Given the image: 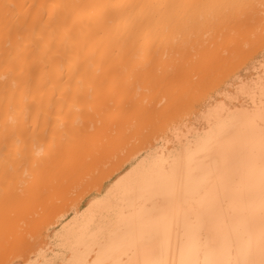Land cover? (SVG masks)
<instances>
[{
  "label": "bare ground",
  "instance_id": "6f19581e",
  "mask_svg": "<svg viewBox=\"0 0 264 264\" xmlns=\"http://www.w3.org/2000/svg\"><path fill=\"white\" fill-rule=\"evenodd\" d=\"M212 2L214 1L212 0ZM230 2L232 3V0ZM247 2H239L240 4L243 3L240 7L242 8ZM228 3H222L220 7L232 5ZM201 4L204 5L203 0H0V249L6 248L4 251L0 250V256L6 253L9 258L12 257L15 253H10V250L13 249L9 248V245L12 244L11 241H14L13 238L32 230L31 237L27 233L24 235L28 240L24 239V242L22 239L23 242L19 247H22L23 253L21 257H15L19 259L14 264H264V49L261 50L255 62L244 68L243 73L232 76L223 88L216 90L213 94L211 93L197 108L195 107L196 109L192 110L191 115L188 113L189 118L187 120L176 121L177 123L173 124L169 131H166L167 134L158 136L153 142L149 141L151 143L134 149L131 148V145L138 142H133L129 148L127 147L129 145L128 140L132 138V136L129 137L130 134L127 142L124 141L127 144L121 142L124 139L119 140L122 136L125 137L124 133L128 131L125 126L129 125L127 121L130 119L129 115L124 117L126 113L129 114L126 110L132 108L136 110L139 108L137 106L145 107L146 104H150L149 100L152 101L153 97L158 95L156 94L158 91L161 93L157 86L158 91L155 89L156 93L152 94L153 97L149 98L148 103L144 100V104L138 105L141 99L145 98L143 93L145 85L142 83L143 89L140 88V91H137L138 95L143 93L141 99L138 97V100L136 99L138 95L135 97L136 93L128 89L134 88L136 91L137 87H140L136 85L137 83L138 85L141 84L142 81L140 82V80L143 78L144 70L145 72L148 70L147 74L144 75V77L146 76L144 82H146V79L150 81L151 78H154V76H149L152 75L150 74L151 70L154 68L156 70L158 68L163 69L164 65L155 67L162 60L158 62L155 59L157 57H154L155 54L151 53L162 50L157 53L159 58H164L168 54L167 57L170 55L168 57L170 59L173 51L176 50L172 51L175 47L172 48L173 46L169 45L172 42L169 41V38L175 32L177 33L178 29L176 31L175 28L185 26L181 24H185V21L189 17L191 18L189 15L194 13L192 18L196 20V24L197 21L198 23L204 21L202 24L199 23L200 26L199 24L193 25L192 21L187 20L195 28L197 26V30L200 27L206 29L208 24L204 26L203 23L209 20L207 17L213 16L212 12L216 9L211 12V9L205 8L208 13L210 12V15L204 17L206 15L202 16L201 14L199 15L202 16L201 19L197 16L200 11L203 12L202 10L197 11ZM210 4L208 3L206 7L211 8L212 5L210 6ZM202 6L200 7L202 8ZM217 6L219 7V5ZM234 6L232 5L230 8L232 9ZM194 7L195 12L197 11L196 14L193 12ZM249 8L253 7L248 6ZM245 9L242 8L243 11H246ZM262 9L259 11L260 13ZM221 10H216L217 13L214 12L218 17L214 14L212 20L215 23L217 18L224 19L222 22L218 20L223 27V21H226L227 17H222L228 15L229 9L220 12ZM242 10L243 16L239 12L238 20L234 18L236 20L234 21L230 17L234 23H240L242 20L243 23L244 16L249 17L246 15L248 11L246 13ZM230 11L229 13H231ZM235 11L232 10V13ZM250 11L253 9L249 10V13ZM224 12L227 13L224 14ZM254 13L260 22L261 17H257V10ZM250 15L252 14L250 13ZM196 16L201 20L197 19ZM250 17H252V20L249 18L250 21H255L253 23L254 26L256 25L254 27L256 29L259 25L256 24L258 21L254 20V16ZM203 18L207 20L205 21ZM214 18L216 19L214 20ZM231 19L227 25H230L229 27H232L234 32L238 30L234 34L239 35L236 36L239 42L232 40L233 43L228 44V40L231 39L227 38L229 36L228 31H230L228 27L226 29L228 34L226 30L219 32L220 34L223 33V37L228 36L223 38L221 35L219 37L224 39L227 46L237 45V43L234 45V42H238L242 46L241 40L248 36L247 34L250 33L251 29L253 31V24L250 22V26H252L250 27L247 19L244 25L237 23L233 27L234 23L231 22ZM208 22L209 26L213 25V22H211L212 24L210 21ZM158 23L161 24L158 26ZM168 23L169 25H167ZM177 23H180V25L178 24L179 27ZM261 24L264 25L262 21ZM240 25H242L241 28L244 26L243 29L240 28ZM246 25L248 28L250 27V30ZM164 26L169 28L173 34L172 32L169 33V30L165 29ZM186 26L185 30H179L181 32L179 35L182 37L180 40L182 44H185L182 48L190 43H184L183 40L190 24ZM193 26L191 28L195 31L189 28L188 33H196ZM215 26V33L212 32L211 35L216 37V31L225 28L216 29L217 26ZM244 29H248L249 32L247 31V33L246 30L244 32ZM161 30L163 33L160 36ZM261 30L260 32H262ZM240 31L247 33L245 34L247 36L244 37L243 35L244 38H241ZM183 33L185 34L183 35ZM257 33L252 34L255 36L254 40L257 38L256 42L253 38L249 39L250 36H248L247 43L249 45L245 43L246 39L244 45L246 44L248 47L252 43L257 45L259 43L258 37L260 41L264 39V31L263 34ZM201 34L198 35L200 38L203 37ZM206 35L204 37L207 39L209 36ZM257 35L258 37H256ZM189 36L191 37L190 34ZM230 36L234 39L235 35L231 34ZM160 39L165 40L164 43ZM210 39L208 38L207 41ZM222 39L221 43L217 44L214 43L216 42L214 39L211 41L213 45L210 43V46L213 49L209 46L210 41H205L208 44H204L207 49L201 43L202 47L197 48L198 50L193 48L197 47L195 42L198 39L193 40L195 46L192 44V48L189 46L190 44L189 47L186 46L183 53L181 51L183 56L180 55L179 60L176 58L178 55L174 57L178 62L181 63L182 61L180 68L183 69L181 70L182 73L178 70L176 75H179L180 72L183 76L185 74L188 77V73L185 72L189 71L191 66H195L193 68L197 71L194 73V70L191 69L193 70L191 71L192 75H196L198 70L200 75H197L199 77L203 75L201 72L205 73V66L208 65L206 61L210 58L208 53L210 52V55H213V52L216 54L215 51L224 46ZM190 41L193 43L192 40ZM178 42L180 45V41ZM158 45L160 46L158 47ZM178 45L175 44L176 47H179ZM215 45H218L219 49L218 47L215 48ZM256 45L254 46L256 47ZM254 46L244 49L247 51ZM164 47L166 52L167 49L169 52L172 51L171 54L169 52L165 54ZM242 47L239 50L240 53L242 54L241 51L243 50L244 55L245 53L248 54L249 51L248 53L245 52ZM190 48L194 49L195 53ZM204 48L206 50H203ZM186 49L194 53V58L198 56L200 59L193 58L194 62L192 63L191 58L193 56L191 57V55L193 53H189ZM201 49L202 54L200 53ZM180 50H177L176 54ZM251 50L250 52H253ZM185 51L189 54L187 57L191 62L187 58L185 59L184 55H187ZM236 51L238 52V49ZM161 53L164 56L161 57ZM232 53L233 55H227L229 57L232 55V58L237 55L235 51ZM150 54L154 57L151 58L152 61L149 57ZM225 54L224 51L223 54L219 52L221 56ZM145 55H148L147 58L149 59H145ZM202 56V60L207 58L206 61H201ZM214 56L217 57L213 55L211 58L213 59ZM167 57L163 59V63L166 62ZM182 57L184 58L182 59ZM231 57L228 59L227 56H223L221 61L224 63L223 58H227L228 63L231 64L234 59ZM183 60H187L189 63L187 64V61ZM168 61L171 62V60ZM177 61L175 64H178ZM196 61L199 62L198 65L203 63H201V67L204 66V68L202 67L203 70L196 69L199 67ZM170 62L165 63V66H170ZM184 62H186L185 66H183ZM222 62L221 65L218 63L219 66L215 64L216 68L219 67L220 69V66H223ZM234 62L236 63V61ZM226 63L227 60L225 65ZM228 63L227 67L230 66ZM237 65L238 63H236V67ZM175 67L177 68V66ZM236 67L235 69H237ZM208 68H212V66ZM225 68L226 66L220 70L224 69L222 71L224 73L226 69L227 71L229 68L232 69V67ZM137 69L140 71L136 75L135 70ZM213 71L215 72L209 69V72H206V77L205 74L201 77V79L204 77L208 79L211 77L209 73L211 72L212 75L214 73L213 81L210 78L211 81L208 79L209 83L201 85L202 80L198 79L197 75L194 77V81L191 79L192 83L200 80L198 82L200 89L198 86L194 89V92L197 93L193 92V84L190 86L188 78L187 81L185 77V82L182 76L183 79H180L183 82L180 84L178 81L176 84L170 80V83H173L171 85L167 80L168 87L165 88L168 89L166 90L167 94L163 91L159 94V98L161 96L163 98L165 94V96L171 95L172 89L176 87V94H178L177 89L179 88L181 89L179 94L186 92V97L188 94L197 101V98L200 99L199 96L205 94L207 90L215 87L218 82L227 77L226 72L223 75L221 72L219 73V70L214 69ZM232 71L234 70L232 69ZM232 71L229 69L227 74ZM121 72H124L125 75H120ZM169 72L167 73L165 69V73L170 74V76L167 77L165 73L163 76L165 75L166 79H174L171 76L172 73ZM160 73L162 75V71ZM162 78L161 76L160 83H163L160 84L161 89L162 86H167L164 83L166 80L162 82ZM122 79L123 81H121ZM207 79L202 82H208ZM184 82L185 84H182ZM135 83L136 88L133 87ZM147 83L149 82L147 81ZM158 83L156 82V84ZM151 86H153L152 89L156 87ZM201 86L208 89L205 91ZM187 87L189 91L186 90ZM124 88H127L128 91ZM198 89L202 91L201 94ZM146 90H148L147 87ZM190 92L195 96L190 95ZM181 94L179 97L182 96ZM148 95L145 94L146 97ZM165 96L164 98H166ZM176 96L173 97L171 102L174 103L172 104L171 102L166 104V99H160L161 101L164 100L162 104L158 102L165 112V114H160L161 119L166 115L167 110L169 112L170 106H176L175 102L180 101L178 100L179 97L175 100ZM133 97L136 99H134L135 101L131 100ZM168 97L170 98V96ZM125 101H130V104L125 103L128 107L130 106V109L124 107L123 102ZM137 101L139 102L137 103ZM191 101L190 98L189 102ZM131 103L134 104L133 107ZM186 104L185 106L188 107V104L192 103ZM120 105L122 108L119 107ZM150 105H153V102ZM155 106L154 104L153 109L156 108ZM185 106H181L184 111ZM111 107L126 110L124 113L121 111L119 115L120 109L118 108V111L116 108L109 109ZM179 107L177 110L180 109L182 112L183 110ZM190 107L192 109V105ZM147 108L149 107L147 106ZM108 109L109 112L110 110L114 112L109 117L107 116ZM134 111L130 110L132 113H135ZM138 111L142 110L138 109ZM180 111L175 113L173 111L171 118L167 115L166 117L171 120L179 116ZM160 112L162 113V111ZM144 113L142 112V114ZM146 113H148L147 110ZM154 114L157 116V113L154 112ZM117 115L123 123L127 122L128 124L123 126V123L120 122L121 119L115 117ZM137 116L139 117V115ZM152 116L150 115V117ZM166 117L163 118L165 120L162 123L168 121ZM131 119L134 120V118ZM138 119L136 121H141L138 122V125L142 129L144 126L142 124L146 122V119L145 121ZM155 119H157L155 120L157 123L159 118L155 117ZM136 121L134 124L130 123V125H134L131 126V130L132 128L140 129ZM119 122L122 126L119 125ZM158 123L162 125L161 121ZM161 125L160 127L165 129L166 124ZM146 126L149 127V124L146 123ZM121 127H124L125 132L122 131L123 128L121 130ZM129 127L127 126V128ZM148 127L145 129L146 131ZM145 130L142 129L134 136H141ZM148 136H146L147 140L150 139ZM142 137L140 138L142 139ZM135 139L137 141V138ZM146 139L143 137L142 141H147ZM115 143L120 148L115 147ZM121 143L125 144L126 147L124 148L131 149L126 151L124 156L123 153L122 156L117 154L119 149L124 150H122L124 144L122 146ZM107 152L112 153L110 154L111 157H108L111 158L109 162L112 161V158L114 159L113 153L118 157L120 156V159L115 156L117 159L112 161L113 164L112 162L111 165L109 164L110 169L108 170L107 167L106 172L103 173L101 171L104 169L103 167L100 169V166H104L105 161H108ZM99 158L102 160L105 158V161H102L104 162L103 165L98 163L97 159L100 160ZM95 161L98 165L96 168L93 167ZM84 163L86 166L92 163L93 168L90 167V169H99V175L102 173L103 175L93 180L96 182L87 183L91 178L89 176L92 169H88ZM81 166L83 170L81 176L84 177L85 171L86 174L89 172V175L84 177V179L88 177L86 181L81 176L77 177L82 173ZM79 171H81L80 174ZM93 171V174L97 172ZM96 174L98 175V172ZM92 178L89 181H92ZM80 180L86 182V186ZM79 181L82 184V188L80 187L82 190L78 188L80 191L78 198H72L74 199L72 202L68 200L69 204L65 203L66 207L64 203L63 205L60 203V207H57V202L60 201H55L60 195H57L60 193L57 192L59 189H54L60 188L57 186V182L66 186L65 190L64 186L61 185L65 190L63 195H67L66 193L71 191L75 184L77 187L80 185ZM71 187L72 189H70ZM74 189L76 188L74 187ZM51 190L53 192L56 190L54 192L55 198L52 197L53 192ZM71 193L69 192V194ZM49 194H52L51 197ZM76 194L72 196L76 197ZM63 199L67 202V198L65 200L63 197ZM53 200L57 203H55L56 205L53 204ZM46 201L49 204H46ZM51 204L56 208L53 207L54 209H52L53 205L51 206ZM49 207L53 213H55V209L57 212L54 215L51 212L49 214ZM27 213L33 216L30 220H26ZM20 220H23L24 224L25 221L29 222L26 225L30 229L24 225L27 228L25 230ZM16 225L23 227L25 232L23 230L21 233L17 231L21 230V227L18 228ZM13 226L18 229H14ZM16 231L19 233H15ZM26 235H29L28 238ZM21 237L23 236L21 235ZM32 237L33 239H31ZM18 238L20 239V235ZM14 247L15 251L17 248ZM3 259V257L2 260L0 259L1 262L4 261Z\"/></svg>",
  "mask_w": 264,
  "mask_h": 264
},
{
  "label": "rangeland",
  "instance_id": "374dc122",
  "mask_svg": "<svg viewBox=\"0 0 264 264\" xmlns=\"http://www.w3.org/2000/svg\"><path fill=\"white\" fill-rule=\"evenodd\" d=\"M205 1H206V2H205ZM209 1L212 2V0H208V1H207V0H203V4H204V3H207V2L210 4ZM213 1H214V2H212V3L210 4V6L212 5L211 8H207V7H206V6L208 5V3H207V4H204L203 6H202V4H201L200 6H202V8H203L204 10L199 6V8L197 9V11H198V10H199V11L202 10V11L204 12V14H203V12L201 13V11H200V12L198 11L199 14H197V16H199V15H201V14H202V16L206 15V16H204V17L209 16V15H210V14H209L210 12L208 13V11H207L206 9H211V12H212V10H215V9H216L217 11H219V10H221V9H222L223 11H226V9H229V10H231V11H230L231 13H229V10H228V15L226 14L227 16H223V13H221V15H222L223 17L220 15L222 18H224V17L226 18V17H227V19H225L226 21H223L224 23L226 22L225 24L227 25V24H228V21H229V23H230V19H231V18H232L233 20H234V18H235L236 20H238V18H239V12H240V14L243 16V14L241 13V10H242V8H243V10L246 8V9H245L246 11H243V10H242V12H246V13H247V11H248L247 14H246V13H244V14L249 15V17L247 16V18H246V16H244V18H245V19H244V22L242 23L243 20L240 22V23H242V25H244L245 22H246L247 19H248L247 23L249 22V26H250V22H252V21L249 20V18H250V19L252 18V17H250V16H254V20H257V18L255 17V13H256V12L254 13L255 10H257V12H258V13L256 14L257 17L260 16V17H261V21H262L263 24H264V21H263V20H264V14H263V13H264V9H262V8H264V3H263L264 0H261L262 2H261L260 0H256V1H255V0H254V1H253V0H247L248 2L250 1V3L252 2L251 4H250V3L248 4V2L245 1V0H242V1H240V0H239V1H238V0H232V3L230 2L231 0H228V1L224 0V1H226V2H224L223 0H222L223 2H222L221 0H220V1H219V0H213ZM217 1H219V2H217ZM233 1L235 2V4H234ZM243 1H244V3L247 2L248 5H247V4H244V5L242 6V8H241L240 6H241L243 3H242V4H240V3L243 2ZM215 2H216V3H215ZM220 2H222V3H226V4L229 2V3L232 4L233 6L237 4V6L240 7V8L238 9L237 6H234V7H237V8L235 9V8L233 7V8L231 9L230 6L232 7V5H226V4H224V5H226V6L223 5L224 7L221 8L220 6H222V5H221L222 3L220 4ZM239 2H240V3H239ZM254 2H255V3H254ZM257 2H258V3H257ZM259 2H260V3H259ZM217 3H218V4H217ZM229 3H228V4H229ZM261 3H262V4H261ZM215 4H216V5H215ZM258 4H259V5H258ZM217 5H219V7H218ZM261 5H262V6H261ZM210 6H208V7H210ZM213 6H214V7H213ZM248 6H249V7H253V8H251V9L249 8V9H248ZM216 7H217L219 10H218ZM227 7H228V8H227ZM205 8H206V9H205ZM213 8H214V9H213ZM220 8H221V9H220ZM225 8H226V9H225ZM255 8H256V9H255ZM259 8H260V9H259ZM193 9H194L193 12H195V7H194ZM193 9H192V10H193ZM224 9H225V10H224ZM252 9H253V11H250V13H251L252 15H250L249 10H252ZM261 9H262V12L260 13L259 11H261ZM205 10H206L207 13L205 12ZM216 10H215V11H216ZM222 10H221L220 12H222ZM232 10H236L235 13H232ZM238 10H240V11H238ZM197 11H196V12H197ZM215 11L212 12V13H213V16H214V14H215V13H214ZM217 11H216V13H217ZM190 12H191V10H190ZM196 12H195V14H196ZM188 13H189V12H188ZM225 13H227V12H224V14H225ZM236 13H237V14H236ZM191 14H192V13H191ZM193 14H194V13H193ZM193 14H192V15H193ZM235 14H236V15H235ZM258 14H259V15H258ZM261 14H263V16H261ZM188 15H189V14H188ZM192 15H189V16H191V18L189 17L191 20H190L189 18H188L187 20H188L189 22L192 21L191 23H193V25H194V24L197 25V24H199V23L202 24V22H204L203 20H202V22L199 21V23H198V21H197V24H196V23H195L196 20H193V18H192L193 16H192ZM215 15H216V14H215ZM230 15H231V16H230ZM232 15H233V16H232ZM237 15H238V16H237ZM241 15H240V18H242ZM197 16H196V17H197ZM202 16H201V17L199 16V17L202 19ZM213 16H212V17H213ZM216 16L218 17V15H216ZM216 16H215V17H216ZM196 17H195V18H196ZM199 17H197V19H199ZM212 17H210V16L207 17V18L209 19L208 21H210V24H212L211 22H213V20H212L213 18H212ZM228 17H229V18H228ZM230 17H231V18H230ZM236 17H237V18H236ZM262 18H263V19H262ZM201 19H199V20H201ZM203 19H204V18H203ZM215 19H216V18H214V20H215ZM232 19H231V22L234 23V21H236V20L232 21ZM258 19H259V18H258ZM187 20L185 21V24H181V25H182V26H184V25H185V26H186V25L189 26V24H190V26H191L192 24L189 23ZM204 20H205V19H204ZM206 20H207V19H206ZM206 20H205V21H206ZM218 20H219L220 22H222V20H224V19H220V18L218 19V18H217L216 21L219 22ZM245 20H246V21H245ZM251 20H252V19H251ZM259 20H260V19H259ZM259 20H257L258 22L256 23V24H259V25H257V27L260 26V25H262V24H261V21L259 22ZM208 21H206V23H203L204 26H205L206 24H208V25H206V29L208 28L207 30L204 29L205 27H203V28L200 27L201 25L199 24L200 26H199V25H198V26L200 27V29H198V30H199V32H198V30L196 29V28H198V27L196 26V28H195V26L192 25V26L196 29V33L193 32L195 35L197 34L196 36H195L194 34H192V33H188V32H187V31L193 30V29L191 28L192 26H191V27L189 26V28H191V29L189 30V28H188V30L186 31L185 39L187 38V36H189V34L191 35V37L189 36L190 38L188 37L187 40L183 39V40H184V43H188V42H190V43H189L190 45H189V44H186V46L189 45V46L192 48V46H195V45H194V42H195V41H193V40H197V39H198V40L195 42V44H197V47H193L195 50H198L199 48L202 47V45H203V47H205L206 45H208L205 41H207L208 38L210 39V36H211V39L207 41V42L210 41V42H209V46H210V43L213 45V43L211 42L213 39L216 41V42H214L215 44H217V43H221L220 41H221L222 38H220L219 36H221L223 33L220 34L219 32H221V31H222V32L225 31V30L227 29V27H228V30H229V28H230L229 26H230V25H227V26H226V25L223 23V24H222L223 27H222L220 22H219V23H217V22L214 23V22H213V25H210L213 29H212V28L210 29V28H209L210 26H209V22H208ZM239 21H240V20H239ZM183 22H184V21H183ZM183 22H182V23H183ZM253 22H255V21H253ZM253 22H252V24H253V28H254L256 25L254 26V23H253ZM186 23H187V24H186ZM237 23H239V22H237ZM237 23H234V24H233V27L235 26V24L237 25ZM240 23H239V24H240ZM151 24H152V23H151ZM153 24H154V23H153ZM160 24H161V23H160ZM160 24L158 23L157 25L159 26ZM175 24H176V23H175ZM175 24H174V25H175ZM178 24L180 25V23H177V26H178ZM214 24H215L217 27H216ZM219 24H220V25H219ZM239 24H238V25H239ZM252 24H251V25H252ZM155 25H156V24H155ZM167 25H169V23H168ZM218 25H219L220 27H219ZM242 25H240V28H241ZM158 26H157V27H158ZM170 26H172V25H170ZM185 26H184L183 28H181V26H180V28H175V29H176V31H177V29H178V31H179V30L183 31V29H184V30L186 29ZM187 26H186V27H187ZM214 26L216 27V29H217V28H225V29H224V30H223V29H222V30H221V29H218V31L215 30V31L217 32V33H216L217 36L215 37V36L213 35L214 38L212 39L213 36H212L211 34L215 33V32H214V29H215ZM231 26H232V23H231ZM263 26H264V25H262L261 27H263ZM165 27H166V26H164V28H165ZM168 27H169V26H168ZM178 27H179V26H178ZM243 27H244V26H243ZM243 27H242L241 29H243ZM246 27H247V25H246ZM250 27H252V26H250ZM250 27H249V28H250ZM257 27H256V29L254 28L253 31H252V29H251V31H250L249 34H247V33L249 32V30H250L248 27H247V28H248L249 30H248V29H244V32H245V30H246V32L248 31L247 33H244L243 31H240V32H241V35H242V36L240 35V37H241V38H244L245 36L248 35V36H250L249 39H250V38H253V40H254V37H255V36H253V35H255V34L257 33L256 31L260 32V30L263 29V30H261L262 32L257 33V34H261V33L263 34V31H264V28H261V27H260V28H257ZM160 28H161V26H160ZM162 28H163V27H162ZM238 28H239V27H238ZM165 29L169 30V28H167V27H166ZM173 29H174V28H173ZM201 29H202V30H201ZM231 29H232V30H231ZM235 29H236V27H235ZM258 29H260V30H258ZM167 30H166V32H167ZM200 30H201V31H200ZM210 30H211V32H210ZM228 30H226V33H227ZM178 31H177V33L174 31L175 34L178 35V37H176L177 35L174 34L173 36H171V37L169 38L170 40L167 39V40H169V41H172L171 43L174 44V45H172V44L170 43L169 45H171V47L173 46L172 48H174V47L176 48V49H175V48L172 49V51H173V50H176V51H177V50H180V49L182 48V46L185 45V44H182V41H181V40H182V39H181L182 37L179 35V34H181V32H180V31L178 32ZM193 31H195V30H193ZM204 31H205V32H204ZM207 31L209 32V34H208ZM231 31H232V32H231ZM237 31H238V30H237ZM237 31L235 30V32H234L232 27L230 28V31H228L229 36H230L231 34L235 35V36H234V39H233V37H231V36L229 37L228 35H225L226 37L228 36L227 38H231V39H229V40L227 39V40L229 41V43H228L229 45H230V43H233L232 40H236V41L238 40V42H239V39L236 38V36H237L238 34H237V35L234 34V33H236ZM254 31H255L256 33H255ZM170 32H172V31L169 30V33H170ZM197 32H198L199 34H198ZM206 32H207V33H206ZM212 32H213V33H212ZM161 33H163L162 30H161V32L159 33L160 36H161ZM164 33H165V32H164ZM201 33H202V34H201ZM224 33H225V32H224ZM228 33H227V34H228ZM243 33H244V34H243ZM253 33H255V34H253ZM172 34H173V32H172ZM172 34H171V35H172ZM184 34H185V33H183V35H184ZM200 34H201V37L203 36V37H202L203 40H202V38L199 37ZM206 34H207L209 37H208ZM239 34H240V33H239ZM245 34H247V35H245ZM252 34H253V35H252ZM163 35H164V34H163ZM198 35H199V36H198ZM205 35L208 37L207 39H206V37H204ZM243 35H244V37H243ZM174 36H175V39H174ZM179 36H180V37H179ZM192 36H194V37H192ZM225 36H224V37H225ZM238 36H239V35H238ZM238 36H237V37H238ZM248 36H247V37H248ZM259 36H261V35H259ZM262 36H263V35H262ZM167 37H168V36H167ZM172 37H173V38H172ZM183 37H184V36H183ZM195 37H196V38H195ZM198 37H199V38H198ZM221 37H223V35H222ZM224 37H223V38H224ZM247 37L244 38L243 40L240 39L241 42L243 43V45H244V40H245V39H246V40H245V41H246L245 43H247V40H248ZM256 37H258V35H257ZM162 38H163V36H162ZM162 38H161V39H162ZM177 38H179V40H177ZM191 38H192V39H191ZM204 38H205V40H204ZM262 38H263V37H262ZM262 38H261V39H262ZM133 39H134V38H133ZM157 39H158V38H157ZM161 39H160L161 42L165 41V40H161ZM164 39H166V38H164ZM180 39H181V40H180ZM225 39H226V38H225ZM256 39H257V38H255V40H256ZM167 40H166V41H167ZM173 40H174V41H173ZM188 40H189V41H188ZM190 40H192L193 43H191ZM214 40H213V41H214ZM222 40L224 41V39H222ZM230 40H231V41H230ZM255 40H254V41H255ZM258 40H259V43L262 42L261 44L258 43V44H257L258 46H257L256 44H253V43L250 44V46H254V45H256V47L254 46V48L251 47L252 50L250 49V50L253 51L254 53H253V52H250V50H247V51L245 50V49L250 48V46L248 47V46H246V44L244 45L245 47H244L243 45H242V46H243V47H242L238 42H234V45H235V43H237V45H239V46H237V45L233 46V44H231V45H232V46H231L232 49L229 50V48H231V47H230L229 45H228V46H229V47H228L227 44L225 43V41L222 43V45L224 44V46H223L222 48L220 47V50L222 51V49L224 48V49H223L224 54L226 53L225 55L227 56L228 59L233 55L232 52L235 51V52H236L235 54H237V55L233 56V58H234V59H237V60H234V59L231 57V59H233V61H232L231 64H230V62L228 63V59H227V58H223L225 61L227 60V63L230 65V66H229V65H228V66H229V67H232V69H233L234 71H232L231 68L227 67V63H226V65H225V61H224V63L221 61L223 56L226 57L225 55H222V56L219 55V52H220V54H223V51H222V52H221L220 50L215 51V49H214L215 53L217 52L218 54H217V53L214 54V52H213V55H216V56H217L216 58H215V56H214L213 59L211 58V57H213V55L211 54V55H212V56H211V55H210V52H209V53H208V54H209L208 56H209L210 58L208 57V58H209L208 61L205 60V59H207L206 57H205L204 60H202V59H203V56H204V55H203L202 58H201V61H206V64H208L207 66H205V70H206L208 67H210V66H212L213 69H212V68H208L206 71L204 70L205 73H203V71H202V72L200 71L201 74H203V75L205 74L204 76L206 77V74H207L206 72H209V69L212 70V72H215V71H213V70L216 69V70H219V73L221 72L223 75H225V72H226L227 77H224V79H222V78H223V75H222V78H221L222 80L220 81L221 83H220V82H218L217 84L215 83L216 86H215V87H211L210 90H207V91H206V89H208V88H204V87H206L205 85H204V87L201 86L202 88L205 89L206 92L203 91L204 89L201 88L202 91L205 92V94L199 96L200 99L197 98V99H196L197 101H195V99H192V97L189 96L188 94H187V97H186V92H185V93H184V92H183V93L181 92L182 94L180 93V94L182 95L181 97H183V99H180L181 97H179V96H180L179 92L181 91V89H179L178 87H177V88H178V89H177V90H178L177 93L179 94V96H178V94L175 93L176 87H175L174 89H172L171 86H170V88L172 89V94H171V95H167V96H165V95L167 94V91H166V90H168V89H165L166 87H168V84L166 83L167 80H168L169 83H170V80H171V81L173 80L174 82H176V84H177V81L179 82L178 84H180L181 82H183V80H181V79L184 78V80H185V77H186V80H187V78H188V80H189V81L187 80L188 83L190 82V83H189L190 86H192V84H193L192 87H194V88H193V92H194V89L197 88V86H198L199 89H200V84L202 85V84H204V83H209V82L211 81L212 76L214 75V73H213V75H212V73L210 72L209 75L211 74V77H210V76H209V77H210L211 79L208 78V79L210 80V81H208V79L206 78L208 82H205V81H206L205 77H204L203 79H201V77H202L203 75H201L200 77L198 76V75H200V74H198V73H199V70H198V73H196V75L198 74V75H197V76H198V79H201L202 81L205 80L204 82L201 81L202 83L200 82V84L198 83L200 80H199V81L196 80L197 82H195V83H194V82H193V83L191 82V79H192V81H194L193 79H194V77L196 76V75H192V72H191V71H193V70H194V73L197 72V71H195V69H194L195 66H191L192 68H191V67H190V68L187 67V68L190 69V70L188 69L189 71L185 72V73H188V74H187L188 77H187L185 74H184V76H183L182 74H180V72H179V75H180L181 77H180L179 75H176V74H178V70H180V71L183 70V69L180 68V67H181L180 64H182V61L180 60V61H181V63H180V62L177 61V59L180 57V55L183 56V54H182V53H183V49L186 48V46H184V48H182V50L179 51L180 54H179V52L176 54V51H173V53H172V57L174 58V57H176V56L178 55V57H176L177 59H176V58L173 59L172 57H170V59H169L168 57H169L170 55L167 57L168 54H166V53H168L169 51H168V49H167V52H166V48L164 47V48H165V49H164V50H165V54H166L164 58L167 57V58H168L167 60H171V62L168 61V62L171 63V64L169 63L170 66L166 65V66L168 67V69H167V67L165 66V63H168L167 60H166V62L164 61L165 63H163V59H164V58H161V59H160L159 56L157 55V53H160L162 50H160V52H156V53L154 52V53H151V54H155V55H157V56L154 55V57H157V58H155V59H157L158 62L162 60L161 63H157V66H155V65H154V66H155V67H159V66L161 67L162 65H164V66L162 67L163 69L158 68V69H157L158 71H157V70L153 67L154 69L151 70V69H152V66H151V69H150V70H151L152 73L150 72V74H152V75H149V74H148V75H149L150 77H153V76H154V78H151L150 81L146 79V82H144V81H145V78H146V76L144 77V75L147 74L146 72H147L148 70H146V72H145V70H144V72H143V78L140 80V82L142 81L141 84L138 85V83L136 82L137 85H136V83H135L134 86H133V87H135V88H136V86H140V87H137L136 91H135L134 88H133V89H128V90H129V91L133 90V92L136 93V95H135V97H136V96L138 95V94H137V91L139 92V91H140V88H141V90H142V89H143V84L145 85L144 90H143L144 92L142 91V92L144 93V97H145V98H144V99H143V98H142V99L140 98V97L143 96V93L139 94V95L136 97L137 100H138L139 98L141 99V102L137 101V103L139 102L138 105H139L140 103H141V104H144V103H145V102H143L144 100L147 101L146 103H148L149 98L153 97V95H154L153 93H154V92L156 93V90L158 91V89L160 90L161 93H162L163 91H164V93H166V94L164 95L166 98H164V96H163V98H162L161 95H160L161 98H159V94H161V93H159V91H158V93H156V94H158V95L155 94V95H156V97H155L156 99L153 97V100H152V101L149 100L150 104H152V102H153V105H150V104H149V105H150V106H149L148 104H146L145 107L137 106V107H139V108H137L136 110L133 109V108L130 109V106L128 107V105H126L127 103L130 104L129 102H130L131 100L135 101L136 99H135L134 97H133V99H131L129 102H127V101L123 102L124 107L126 106V107H125L126 109H130V110H132V112L135 110V111H134L135 113L130 112V110L127 111L126 109L121 110V109H120V108H122L121 105L119 106L120 108L118 107L120 110H119L118 108L114 107V108L117 109V111L119 110V112H118L119 115L121 114V111H123V113H124L125 110H126V112H129V114L126 113V114L124 115V117H125L126 115H129V119L131 120V121H130V120L127 121V122H129V125H127V126H130V127L127 128V126H125V129H126V130L128 129V131H129V129L131 128V126H132V127L134 126V125H130V123H131L132 121H134V120L136 121V119H138V118H140V120L143 119L144 121H145V119H146V122H144V123L142 122V123H143L142 125H144V126H142V127H143L142 129H144V130L147 129L148 126H146V123H147V125L149 124V127H148V130H147V131L145 130L146 132L144 131L142 135H143V137H145V139H146V136L149 135L148 137H149L151 140H150V139H148V140L146 139L147 141H145V140L142 141V140H143L142 135L139 136V137H138L137 135H136L137 137L134 136L135 133H138V132H141V131H142L141 127L138 125V122H141V121H138V122L136 121V122H137V125L139 126L138 128H140V129H138V130H136L137 128H135V129L132 128V130L130 129L129 132H128V131L125 132L124 127H121V130H122V128H123L122 131L125 132V133H124L125 137L122 136V138L119 139V140L121 141L122 139H124V140H122L121 142H124V141L127 142L128 138L132 136V138L134 137V139L137 138V141H136V139H135V141H134V139L132 140V138H130V139L132 140V142L130 143L131 140H128V142H129L128 144H129V145H128L127 147L129 148V147H130V144H132L133 142H138L137 144L134 143L136 146H135L134 144H132V145H131V148H133V149H134L135 147H136V148H139V147H142V146L147 145V143H151V142H153L154 139H155L156 137L167 134L168 132H166V131H167V130L169 131V128H170L173 124H175V123H177V122H179V121H182V119H183V121H184V120H187V119L189 118V114L191 115L192 110L196 109V108L200 105V103H201L202 101L206 100L207 97H208L211 93L213 94V92H215L216 90L223 88V86L225 85V83H226L227 81H229V80L232 78V76H234L235 74H241V73H243L244 68H245L246 66H248V65H249L250 63H252V62H255V59L258 57V55H259V53L261 52V50L264 49V42H263L264 39H262L263 41H262V40L260 41V38L258 37ZM258 40H257V41H258ZM132 41H133V40H132ZM135 41H136V40H135ZM160 41H158V42H160ZM175 41H177V42L180 41V45H178L179 42H178V43H177V42L175 43ZM199 41H200V42H199ZM201 41H202V42H201ZM203 41H204V42H203ZM173 42H174V43H173ZM249 42H251V41H249ZM255 42H256V41H255ZM163 43H164V42H163ZM201 43H202V45H201ZM161 44H162V43H161ZM175 44L178 45L179 47H176ZM181 44H182V45H181ZM191 44H192V46H191ZM199 44H200V46L198 47ZM204 44H206V45L204 46ZM262 44H263V45H262ZM166 45L168 46L167 43H166ZM222 45H220V46H222ZM247 45H249V44L247 43ZM159 46H160V45H158V47H159ZM163 46H165V45H163ZM180 46H181V47H180ZM189 46H188V47H189ZM225 46L228 48V50H227V48H226ZM188 47H187V48H188ZM210 47H212V46H210ZM216 47H218V45H217V46L215 45V48H216ZM238 47H239V48H238ZM241 47H242V49L245 48L244 51L247 52V53H248V51H249V53H248V54L245 53V55H244V52H243V50H242V51H241L242 54H243V56H242V54H241L240 51H239V50H241ZM246 47H248V48H246ZM161 48H162V46H161ZM161 48H158V49H161ZM168 48H170V47L168 46ZM191 48H190V50L193 51V52L195 53L194 49L192 50ZM197 48H198V49H197ZM208 48H209V47H208ZM236 48L238 49V52L236 51V50H237ZM256 48H257V49H256ZM162 49H163V48H162ZM188 49H189V48H188ZM188 49H186V50H187L189 53H193V52H190ZM206 49H207V46H206ZM206 49L204 48L203 50H206ZM212 49H213V47H212ZM212 49H211V51H212ZM218 49H219V47H218ZM234 49H235V50H234ZM170 50H171V48H170ZM184 50H185V49H184ZM225 50H226V51H225ZM231 50H232V51H231ZM255 50H256V51H255ZM154 51H155V50H154ZM156 51H157V50H156ZM158 51H159V50H158ZM172 51H170V52H172ZM181 51H182V53H181ZM207 51H208V50H207ZM227 51H228V53H227ZM229 51H231V52H229ZM163 52H164V51H163ZM170 52H169V53H170ZM174 52H175V53H174ZM185 53H186V51H185ZM194 53L191 55V57L194 55ZM197 53H199V52H197ZM200 53H201V54L203 53L202 49H201ZM200 53H199V54H200ZM151 54H150V56H149V57H150V60H151V58L153 57V55H151ZM162 54H163V53H161V55H160V54H159V55L162 57V56H164V55H162ZM170 54H171V53H170ZM186 54H187V53H186ZM201 54H200V55H201ZM227 54H232V55H230V57H229V55H227ZM249 54H250V56H248ZM173 55H174V56H173ZM188 55H189V54L184 55V56H185V59L187 58V60H189V59H188L189 57H187ZM196 55H197V54H196ZM196 55H195V56H196ZM200 55H199V56H200ZM205 55H206V53H205ZM218 55H219V56H218ZM147 56H148V55H147ZM147 56L145 55V59H149V58H147ZM220 56H221V57H220ZM236 56H237L238 58H239V57H240V58L238 59ZM244 56H245V58H244ZM154 57H153V58H154ZM200 57H201V56H200ZM235 57H236V58H235ZM141 58L143 59L144 56L141 57ZM141 58H140V59H141ZM183 58H184V57H182V59H183ZM193 58H194V56L191 58V59H192V60H191L192 63L194 62V61H193ZM197 58H198V56H197ZM197 58H194V59L197 60ZM220 58H221V59H220ZM155 59H153V60H155ZM175 59H176V61H177L178 64H175V62H176ZM179 59H180V58H179ZM179 59H178V60H179ZM198 59H200V58H198ZM215 59H217V60H215ZM219 59H220V60H219ZM172 60H173L174 63L172 62ZM187 60H183V61H187ZM211 60H212V61H211ZM241 60H242V61H241ZM151 61H152V60H151ZM189 61H190V60H189ZM189 61H187V64L189 63ZM191 61H190V62H191ZM199 61H200V60H199ZM216 61H218V62H216ZM230 61H231V60H230ZM234 61H236V63H238L237 67H236V63H235ZM153 62H154V61H153ZM196 62H197V63H196ZM196 62H195V63L198 65L199 62H198V61H196ZM221 62H222V65H223V66H222V67L220 66V69H222V68H224V67L226 66V68H229L230 71H232V72H230V73L227 74V72L229 71V69H228V71H227V69L225 68L226 71H224V73H223L222 71H223L224 69L221 71V70L219 69V67L216 68V66H219V64L221 65ZM162 63H163V64H162ZM192 63H191V64H192ZM201 63H202V62H201ZM201 63H200V65H198L199 67H196V69H200V70L202 69V70H203L204 66L202 65V67H203V68H202V67H201ZM212 63L214 64V66H213ZM218 63H219V64H218ZM233 63H234V64H233ZM153 64H154V63H153ZM160 64H161V65H160ZM196 64H194V65H196ZM202 64H203V63H202ZM215 64H217V65L215 66ZM232 64H233V65H232ZM242 64H243V66H242ZM178 65H179V66H178ZM185 65H186V62H184V65H183V66H185ZM204 65H205V64H204ZM224 65H225V66H224ZM239 65H240V66H239ZM171 66H172V67H171ZM175 66H177V68H176ZM183 66H182V67H183ZM164 67H165V68H164ZM173 67H175V68L173 69ZM178 67H179V68H178ZM193 67H194V68H193ZM233 67H234V68H233ZM235 67H236L237 69H235ZM146 68H147V67H146ZM169 68H170V69H169ZM241 68H242V69H241ZM159 69H160V70H159ZM165 69H166L167 73H168V71H170L169 73H172L171 76H173L174 79H172V78H171V79H170V78H169V79H166L167 77L170 76V74L168 75L167 73H165ZM184 69H186V67H184ZM191 69H193V70H191ZM154 70H155V71H154ZM186 70H187V69H186ZM236 70H237V71H236ZM139 71H140V69H139V70H138V69L135 70L136 75H137V73H139ZM153 71H154V72H153ZM161 71H162V75H160V74H161V73H160ZM174 72H175V73H174ZM217 72H218V71H217ZM217 72H216V73H217ZM237 72H238V73H237ZM153 73H154V74H153ZM159 73H160V74H159ZM163 73H165V75L167 74V77L164 75V76H165V78H164ZM173 73H174V74H173ZM181 73H182V71H181ZM190 73H191V74H190ZM216 73H215V75H216ZM119 74H120V75L122 74L123 76L125 75L124 72H121V73H119ZM156 75H158V76L156 77ZM174 75H175V76H174ZM191 75H192V76H191ZM218 75H221V74H218ZM161 76L164 78V80H163V78H162V82H164V81L166 80L164 83L167 84V86H162V85H161V86H162V89H161V87H160V84H163V83H160V81H161ZM177 76H179V78H177ZM182 76H183V78H182ZM207 76H208V75H207ZM121 77H122V76H121ZM158 77H159V79H158ZM190 77H193V78H190ZM216 77H218V76L216 75ZM219 77H221V76H219ZM122 78H123V77H122ZM180 78H181V79H180ZM120 79H121V78H120ZM156 79H157V81H156ZM177 79H178V80H177ZM196 79H197V77H196ZM214 79H215V77H214ZM180 80H181V81H180ZM186 80H185V82H186ZM215 80H217V79H215ZM219 80H220V78H219ZM121 81H123V79H122ZM121 81H120V83H121ZM147 81H148L149 83H147ZM173 81H172V82H173ZM212 81H213V79H212ZM217 81H218V80H217ZM217 81H216V82H217ZM140 82H139V83H140ZM150 82H151V84H150ZM156 82H159V83L156 84ZM172 82H171V83H172ZM185 82L182 83V84H185ZM214 82H215V81H214ZM214 82H213V83H214ZM122 83H123V82H122ZM142 83H143V84H142ZM146 83H147V84H146ZM171 83H170V84H171ZM188 83H187V84H188ZM197 83H198V85H196ZM166 84H165V85H166ZM172 84H173V83H172ZM172 84H171V85H172ZM121 85H122V84H121ZM135 85H136V86H135ZM151 85H154V86H156V87L152 89L151 87H153V86H151ZM208 85H209V84H208ZM211 85H212V84H211ZM211 85H210V86H211ZM141 86H142V87H141ZM157 86H158V89H156ZM175 86H176V85H175ZM212 86H213V85H212ZM130 87H131V86H130ZM130 87H128V88H130ZM146 87H147L148 90L145 91ZM149 87H150V88H149ZM188 87H189V85H188ZM188 87H187L186 90H188ZM170 88H169V90H170ZM184 88H185V87H184ZM189 88H190V90L192 91V88H191V87H189ZM124 89H125V88H124ZM124 89H123V90H124ZM155 89H156V90H155ZM199 89H198V90H199ZM125 90H127V88H126ZM128 90H127V91H128ZM121 91H122V89H121ZM147 91H148V92H147ZM149 91H151L152 93L149 92ZM188 91H189V90H188ZM188 91H187V92H188ZM195 91H196V90H195ZM199 91H201V90H199ZM199 91H198V92H199ZM202 91L200 92V94L202 93ZM118 92L120 93V91H118ZM125 92H126V91H125ZM121 93H122V92H121ZM127 93H128V92H127ZM127 93H126V94H127ZM131 93H132V92H131ZM147 93H148V94L150 93L151 95H150V94L148 95ZM164 93H163V94H164ZM188 93H189V92H188ZM194 93H197V92H194ZM123 94H124V93H123ZM145 94H146V96L148 95V97H146ZM152 94H153V95H152ZM192 94H193V93L190 92V95H192ZM175 95H177L175 100H177V99H178L177 97H179L178 100H180V101H178V103L175 102V103L177 104L176 106H174V105L170 106V105H169L170 107L173 108V110H171L172 108L170 109V107L167 105V106L169 107V108H168V109H169V112H168V110L166 109V110H167V113H166L167 117H169V118L173 117V114H171V113H173V111H174V113H175L176 111H177V112L180 111V109L177 110V108H178L179 106H180L179 108H181V110H183L181 106H183V105L185 106V104H186L185 102L192 103V104H188V103H187V104H188V107L185 106V107H186V108H185V111H184V110H183L182 112L180 111V112L178 113L179 116H176V117L172 118L173 120H172V119L170 120L169 118L166 117V115H164L163 118L166 117V119H167L168 121H165L166 123H165V122L162 123L165 119H163V118L161 119L159 116H160V114H165V112H163L162 107L159 106L160 104H159L158 102H160V103L162 104V102H163L164 100L161 101L160 99H166V104H167V103H170V102L173 100V97H174ZM193 95H194V94H193ZM193 95H192V96H193ZM128 96H130V95H128ZM168 96H170L171 99H170ZM188 96H189V99H188ZM194 96H195V95H194ZM196 96H197V95H196ZM203 96H204V97H203ZM138 97H139V98H138ZM184 97H186V98H184ZM147 98H148V99H147ZM190 98H191V100H192L191 102H189ZM134 99H135V100H134ZM146 99H147V100H146ZM157 99H158V100H157ZM185 99H186V100H185ZM155 100L157 101L156 103H155ZM159 100H160V101H159ZM193 101H194V102H193ZM126 102H127V103H126ZM182 102H183V103H182ZM125 103H126V104H125ZM134 103H135V102H134ZM137 103L135 104V106L137 105ZM157 103H158V105H157ZM172 103H174V102H171V104H172ZM179 103H180V104L182 103V105H179ZM141 104H140V105H141ZM154 104L156 105V106H155L156 108L153 109ZM187 104H186V105H187ZM133 105H134V104H133ZM133 105H132V103H131V106H132V107H133ZM178 105H179V106H178ZM189 105H190V106L192 105V109H191V107H190ZM135 106H134V108H136ZM147 106H148L149 108H147ZM127 107H128V108H127ZM140 107H141L142 109H141ZM189 107H190V109H189ZM195 107H196V108H195ZM112 108H113V107H111V108H109V109H112ZM114 108H113V109H114ZM163 108H164V106H163ZM166 108H167V107H166ZM175 108H176V110H175ZM109 109H108V112H109ZM113 109H112V110H113ZM138 109H140V110H142V111H138ZM149 109H150V110H149ZM151 109H152V110H151ZM188 109H189V110H188ZM112 110H110V112L108 113L109 115L107 114L108 117L112 115L111 113H114V112H111ZM146 110H147L148 113H146ZM164 110H165V108H164ZM106 111H107V110H106ZM106 111H105V112H106ZM117 111H115V112L117 113ZM160 111H162V113H161ZM136 112H137L138 114H137ZM139 112H141V113H139ZM142 112H143V113L145 112L146 114H145V113L142 114ZM154 112L157 113V116H156L155 114H154V115H155L156 118H157V117L159 118L158 121H159V122L161 121L162 125L166 124V125L164 126L165 129H162L163 127H160L161 124L158 123V121H157V123H158L159 125L155 122V120H157V119H155V117H154V115H153ZM183 112H184V113H183ZM116 113H115V115H116ZM180 113H181V114H180ZM188 113H189V114H188ZM133 114H136V115H133ZM140 114H141V115H140ZM104 115H105V113H104ZM131 115H132V116H131ZM137 115H139V117H138ZM150 115H151V116L153 115V116L150 117ZM176 115H177V113H176ZM184 115H185V117H183ZM105 116H106V115H105ZM140 116H141V117H140ZM170 116H171V117H170ZM174 116H175V115H174ZM180 116H181V117H180ZM186 116H187V117H186ZM113 117H114V116H113ZM115 117H118V115L115 116ZM124 117H123V119H124ZM130 117H131V118H134V120L131 119ZM136 117H138V118H136ZM142 117H143V118H142ZM153 117H154V121L152 120ZM161 117H162V115H161ZM118 118H119V117H118ZM125 118H126V117H125ZM141 118H142V119H141ZM149 118H150V119H149ZM177 118H178L179 120H178ZM115 119H117V118H115ZM120 119H121V118H119V120H120ZM148 119H149V122H147ZM119 120H118V121H119ZM138 120H139V119H138ZM150 120H151V121H150ZM124 121H125V119H124ZM135 121H134V122H135ZM176 121H177V122H176ZM120 122L123 123L122 119L120 120ZM120 122H119V125H121ZM127 122L123 123L122 125L124 126L125 124H128ZM134 122H132V124H134ZM151 123H152V124H151ZM122 125H121V126H122ZM162 125H161V126H162ZM145 126H146V128H145ZM135 127H136V123H135ZM166 127H167V128H166ZM150 128H152V130H150ZM159 128H160V129H159ZM161 129H162V130H161ZM121 130H119V131L121 132ZM134 130H135L136 132H135ZM158 130H159V131H158ZM131 131H132V132H131ZM133 131H134V132H133ZM148 131H149V132H148ZM116 132H118V131H116ZM145 133H146V134L150 133L151 136H150V134L146 135ZM126 134H127V135H126ZM129 134H130V136H129ZM132 134H133V135H132ZM139 134H140V133H139ZM139 134H138V135H139ZM145 135H146V136H145ZM128 136H129V137H128ZM123 137H124V138H123ZM140 137H142V139H141ZM138 138H140V139H138ZM119 140H118V142H119ZM140 140H141V141H140ZM139 141H140V142H139ZM149 141H151V142H149ZM126 142H124V143L127 144ZM141 142H142V143H141ZM116 143H117V142H116ZM116 143H115V147H119V145L117 146ZM124 143H121L122 146H123ZM143 143H144V144H143ZM117 144H118V143H117ZM121 144H120V146H121ZM125 144H124V146L122 147V150L124 149L123 151H121V150L119 149L120 147L118 148V149H119V150H118L119 153L117 152L118 155L121 154V156H122V153H123V156H124V155L126 154V151L128 152L129 150H131V149L128 150L127 148H124V147H126ZM133 145H134V147H133ZM137 145H139V146L137 147ZM141 145H142V146H141ZM110 146H111V145H110ZM115 147H112V148L116 149ZM114 149H112V150H114ZM126 149H127V150H126ZM112 150H110V152H113ZM116 150H117V149H116ZM116 150H114V151L116 152ZM108 152H109V151H108ZM108 152H107V153H108ZM124 152H125V153H124ZM107 153L105 154L106 156H107ZM110 154H112V153H110ZM110 154L108 153V156H107V160H108V161H105L106 156H105V158H103V160L105 161V163L102 162L103 160H102L101 158H99L100 160L97 159L98 163L100 162V165H103V163H104V166H100V165H99V166H100V169L103 167V169L105 170V171H104V170H102V171L100 170V171L103 172V173L106 172V169H107V167L109 166V164L111 165V162H112L113 160L115 161V159H117V158H115V156H116L115 153H113L112 157H114V159L112 158V161L109 162V159H111V158H108V157L110 156ZM103 157H104V156H103ZM110 157H111V156H110ZM116 157H118V156H116ZM118 158L120 159V156H119ZM119 159H118V160H119ZM118 160H117V162H118ZM106 162L108 163L107 165H106ZM98 163H97V164H98ZM84 164H85V163H84ZM89 164H90V165H87V166H88V169H90V167L93 166V165H91L92 163H89ZM93 164H94V163H93ZM112 164H113V162H112ZM94 165H95V166H93V167H95V168H96V166H98V165H96V161H95V164H94ZM105 165H106V167H105ZM82 166H83V164H82ZM82 166L80 167L81 170H82ZM85 166H86V164H85ZM87 166H86V167H87ZM112 166H113V165H112ZM83 167H84V166H83ZM93 167H92V168H93ZM104 167H105V168H104ZM109 167H111V166H109ZM109 167H108V170L110 169ZM84 168H85V167H84ZM92 168H91V169H92ZM85 169H86V168H85ZM91 169H90V170H91ZM86 170H87V169H86ZM93 170H95V169H92V171H93ZM98 170H99V169H98ZM98 170H95V171L98 172V175L96 174L97 172L93 171V172H95V173L93 174L92 171H90V172H91V175L89 176V178H90V177L92 178V175H94L95 177L93 176L92 181H89V180H91V178H90V179L87 181V183H91V184H92L93 180H96L95 178L98 179V178L100 177V175H103V173L99 175L100 172H99ZM87 172H88V171H87ZM80 173H81V171H79V174H80ZM88 173H89V172H88ZM88 173L86 174V171H85V175H86V176L89 175ZM95 174H96V175H95ZM81 175H83V170H82V173H81L80 175H78L77 177H79V176H81ZM85 175H84V177H85ZM96 176H97V177H96ZM81 177L83 178L84 181H86V180L88 179V177H87V179H84L83 176H81ZM80 181H81V180H80ZM80 181H79V183H80ZM84 181H81V183L84 182ZM77 182H78V180H77ZM94 182H96V181H94ZM94 182H93V183H94ZM79 183H78V184H79ZM81 183H80V185H79L78 187L76 186V184H75V186H74V185H73V186H74L76 189H78V188H80V187L82 188V186H81L82 184H81ZM85 183H86V182H84L83 185H84ZM57 184H58L57 186L60 187V188H54V189H57V190L59 189V191H57V192H60V193H57V195L60 194V195H59V198L62 199V200L59 199L58 196H57V199H55V201H56V200H57V201H58V200L61 201V202H60V201H59V202L56 201V202L58 203L57 207H58V206L60 207V203H62V205H63V203H64V206H65V203H66V204H67V203L69 204V201H70V200H71V202H72V200H74L75 198H78V195H79V193H80L79 189H78V191H79V192H78V191H76V189H74V187H73L74 190H73L72 187H71L70 189H72V190H71V191L68 190V191H69L70 193H71V192H72V193L69 194V192H68V193H66L67 195H63V194L65 193L66 186H64V185L61 184L62 186H64V188H65V190H64L63 187H61V185H60L59 182H57ZM78 184H77V185H78ZM65 185H66V184H65ZM71 185H72V184H71ZM85 186H86V184H85ZM85 186H83V187H85ZM55 187H56V186H55ZM67 187H68V186H67ZM81 188H80V189H81ZM67 189H68V188H67ZM81 190H82V189H81ZM51 191H52V190H51ZM74 191H75V192H74ZM52 192H53V191H52ZM54 192H56V190H55ZM54 192H53V195H52V194H49V196L51 197V195H52V197L55 198V196H54L55 193H54ZM77 192H78V194H76ZM49 193H51V192H49ZM74 193L77 195L76 197L72 196V195H75ZM68 194H69V195H68ZM70 195H71V196H70ZM47 197H48V196H47ZM63 197L65 198V200H66V198H67V200H66L67 202L63 201V200H64ZM48 198H49V197H48ZM68 198H69V199H68ZM72 198H74V199H72ZM68 200H69V201H68ZM47 201H48V199H47ZM47 201H46V204L48 203ZM55 201L53 200V202H54L53 204L56 203ZM62 201H63V202H62ZM57 203H56V204H57ZM48 204H49V203H48ZM53 204H51V206H52ZM56 204H55V205H56ZM64 206H63V207H64ZM66 206H67V205H66ZM66 206H65V207H66ZM53 207L56 208V207L53 205V206H52V209H54ZM49 209H50L49 214L53 213V212H52L53 210H52L50 207H49ZM50 212H51V213H50ZM54 212L56 213L57 210L55 209ZM25 213H26V212H25ZM55 213H53V215H54ZM27 214H28V215H27ZM27 214H26V216H27V217H26V220H30L32 214H30V213H27ZM47 215H48V213H47ZM47 215H46V216H47ZM24 216H25V215H24ZM24 216H23V217H24ZM23 217H22V218H23ZM32 217H33V216H32ZM49 217H50V215H49ZM49 217H48V218H49ZM24 218H25V217H24ZM20 221H21V220H20ZM20 221H19V222H20ZM21 222H22L23 227H24V225H26L27 223H29V222H26V221H25V224H24L23 220H22ZM17 223H18V222H17ZM19 224H20V223H19ZM16 226H17V225H16ZM17 227L19 228V227H21V226H17ZM17 227L14 228V226H13L14 229H18ZM23 227H21V230H17V231H20V233H21L22 230L24 231V229L27 230V228H29L27 225H26L27 228L24 227V229H23ZM29 229H30V228H29ZM14 231H15V230H14ZM17 231H16L15 233H17ZM31 231H32V230H31ZM31 231H30L29 233H28V231H26V232L24 231V232H25V234H26V233L29 234L30 237H31V234H32ZM32 232H33V231H32ZM18 233H19V232H18ZM18 233H17V234H18ZM25 234H24V233H23V234H19V235H20V239L18 238L19 235H17V236H16L17 240H16V238H13L14 241H11L12 244L10 243L11 245H9V246H10L9 248H12V249H13V250H10V253L12 252V254L15 253V254H17V255L14 254L15 256L13 255L12 257L9 258V255H6V253H3V252H2L3 254H2V256H0V259L2 260V257H3V258H4V259H3L4 261L1 262V260H0V262H1L0 264H14V262L17 261V260L19 259V258H15V257H16V256H18V257L20 256V257H21V255H22L23 252H22V249H21L22 247H19V245L21 246V244H22V242H23L24 239H25V240H28V239H26V237H24ZM21 235H22L23 237H21ZM29 235H28V236H29ZM26 236H27V235H26ZM28 236H27V238H28ZM32 236H33V235H32ZM22 239H23V240H22ZM31 239H33V237H32ZM10 240H11V239H10ZM15 240H16V242H15ZM25 240H24V242H25ZM14 242H15V243H14ZM17 242H19V243H17ZM20 242H21V243H20ZM29 242H31L30 239H29ZM0 243H1V242H0ZM13 243H14V244H13ZM8 244H9V243H8ZM8 244H7V245H8ZM16 244H17V245H16ZM7 245H6V246H7ZM12 245L16 246L17 249H15V251H14V248H15V247H14V246L12 247ZM0 246H1V245H0ZM23 246H24V245H23ZM5 249H6V248H5ZM5 249H4V250H5ZM18 249H19V250H18ZM20 249H21V250H20ZM0 250H3V249H0ZM4 250H3V251H4ZM8 251H9V250H8ZM18 251H21V252L18 253ZM6 252H7V251H6ZM13 252H14V253H13ZM16 252H17V253H16ZM0 253H1V252H0ZM10 253H9V254H10ZM12 254H11V255H12ZM7 256H8V257H7ZM13 258H14V259H13Z\"/></svg>",
  "mask_w": 264,
  "mask_h": 264
}]
</instances>
